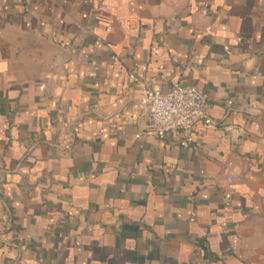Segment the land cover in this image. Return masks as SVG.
Returning a JSON list of instances; mask_svg holds the SVG:
<instances>
[{
	"label": "crops",
	"instance_id": "crops-1",
	"mask_svg": "<svg viewBox=\"0 0 264 264\" xmlns=\"http://www.w3.org/2000/svg\"><path fill=\"white\" fill-rule=\"evenodd\" d=\"M0 264H264V0H0Z\"/></svg>",
	"mask_w": 264,
	"mask_h": 264
},
{
	"label": "built area",
	"instance_id": "built-area-1",
	"mask_svg": "<svg viewBox=\"0 0 264 264\" xmlns=\"http://www.w3.org/2000/svg\"><path fill=\"white\" fill-rule=\"evenodd\" d=\"M149 128L161 139L173 137L183 146L191 145V132L197 122L214 126L206 112L207 94L197 85L175 83L166 92L143 90Z\"/></svg>",
	"mask_w": 264,
	"mask_h": 264
}]
</instances>
